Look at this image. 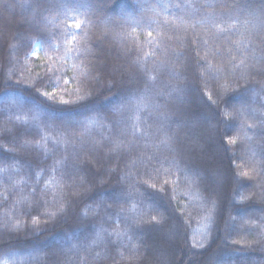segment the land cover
<instances>
[{
  "label": "trees",
  "instance_id": "obj_1",
  "mask_svg": "<svg viewBox=\"0 0 264 264\" xmlns=\"http://www.w3.org/2000/svg\"><path fill=\"white\" fill-rule=\"evenodd\" d=\"M0 260L264 264V0H0Z\"/></svg>",
  "mask_w": 264,
  "mask_h": 264
},
{
  "label": "snow or ice",
  "instance_id": "obj_2",
  "mask_svg": "<svg viewBox=\"0 0 264 264\" xmlns=\"http://www.w3.org/2000/svg\"><path fill=\"white\" fill-rule=\"evenodd\" d=\"M186 2L189 3V5L191 6V0H186ZM177 6L179 7V4H177ZM54 19L55 18H53V20ZM163 20H164L165 23H168L169 22V19H168L167 16H163ZM70 26L73 27V28H80L82 26V22L77 21L76 23H73ZM214 27L216 28V32L217 33L223 31V29L220 28L219 26H214ZM133 34H135V32ZM148 35L150 37L153 36V32H149ZM74 40H75V38H73V41H69L68 42V49H69V51L71 50V46H72V43L74 42ZM36 55H37V58H39V59H43L44 58V57H41L39 53H36ZM74 68L78 69L81 73H85L86 72V69H84L81 65H74ZM67 83L70 84L71 82L68 81ZM45 95H50V96L56 97L57 96V93L56 92H52V93H48L47 92V93H45ZM60 102H62V103H69L71 101L61 100ZM96 124H97V122L95 120L89 122V126H93V125H96ZM235 142L236 141H233V143H235ZM247 174L248 173H245V175H247ZM100 239H102V234L101 233H98L97 234V240H100ZM3 264H9V261H6L5 260V261H3Z\"/></svg>",
  "mask_w": 264,
  "mask_h": 264
},
{
  "label": "clouds",
  "instance_id": "obj_3",
  "mask_svg": "<svg viewBox=\"0 0 264 264\" xmlns=\"http://www.w3.org/2000/svg\"><path fill=\"white\" fill-rule=\"evenodd\" d=\"M178 7V6H177ZM155 10V9H154ZM74 80L77 81V84H78V91L76 92V94L79 96L80 99H84L86 98V93L84 95H81L82 91H83V86H82V83L80 82V77L79 75H74L73 77ZM4 243H8L7 241H5ZM3 261L4 260H0V264H3Z\"/></svg>",
  "mask_w": 264,
  "mask_h": 264
}]
</instances>
